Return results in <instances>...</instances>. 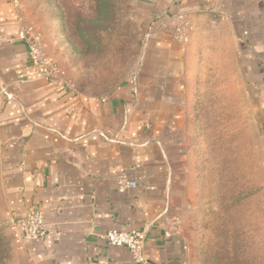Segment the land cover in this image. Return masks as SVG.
I'll use <instances>...</instances> for the list:
<instances>
[{"label":"crops","instance_id":"crops-1","mask_svg":"<svg viewBox=\"0 0 264 264\" xmlns=\"http://www.w3.org/2000/svg\"><path fill=\"white\" fill-rule=\"evenodd\" d=\"M136 11V70L94 95L40 75L20 35L28 22L18 0H0V191L30 264H194L190 208L203 170L191 115L201 37L236 77L264 189V0H137ZM33 208L41 237L15 226ZM111 229L145 232L142 263L106 242Z\"/></svg>","mask_w":264,"mask_h":264},{"label":"rangeland","instance_id":"rangeland-1","mask_svg":"<svg viewBox=\"0 0 264 264\" xmlns=\"http://www.w3.org/2000/svg\"><path fill=\"white\" fill-rule=\"evenodd\" d=\"M18 2L25 27L39 39L67 91L108 95L135 72L143 39L137 0ZM206 39H197L202 43L192 87V145L203 170L190 208L193 261L264 264V189L257 186L250 115L229 62L216 59L215 46ZM220 50L225 54L226 45ZM0 264H30L1 191Z\"/></svg>","mask_w":264,"mask_h":264},{"label":"built area","instance_id":"built-area-1","mask_svg":"<svg viewBox=\"0 0 264 264\" xmlns=\"http://www.w3.org/2000/svg\"><path fill=\"white\" fill-rule=\"evenodd\" d=\"M187 22L179 15V23L176 27V36L183 40ZM21 38L26 46L28 57L36 66L40 75L48 80L57 81L58 69L43 53L39 39L30 31L29 27H23L20 32ZM59 84V83H58ZM124 178V177H123ZM125 187L134 186L133 182L124 179ZM179 221H174L171 228H176ZM17 231L22 235L41 237L45 228L41 212L38 208L31 209L28 214L15 223ZM104 238L109 245L126 247L136 262L142 263L144 258L141 249L145 239L144 231H119L111 229L105 232Z\"/></svg>","mask_w":264,"mask_h":264}]
</instances>
